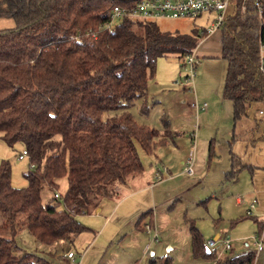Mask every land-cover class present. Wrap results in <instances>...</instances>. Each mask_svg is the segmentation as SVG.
I'll use <instances>...</instances> for the list:
<instances>
[{
  "label": "trees",
  "instance_id": "1",
  "mask_svg": "<svg viewBox=\"0 0 264 264\" xmlns=\"http://www.w3.org/2000/svg\"><path fill=\"white\" fill-rule=\"evenodd\" d=\"M137 1L0 0V17L14 22L0 29V139L10 148L21 143L29 163L26 186L14 187L8 160H0V264H50L19 250L15 238L21 227L46 245L72 244L86 228L77 216L117 197L116 187L142 172L138 148L149 154L177 136L165 115L154 127L137 122L129 109L141 99L140 112L148 113L147 83L157 58H183L204 28L168 32L154 21L123 19L107 30L113 6L131 8ZM218 36L219 58L226 62L221 97L231 104L232 121L223 182H233L240 170L253 169L230 146L240 139L235 127L251 106L264 103L259 68L264 2L258 14L253 0H231ZM62 177L66 188L59 194ZM44 187L53 190L45 201ZM143 215L135 219L138 229L145 225ZM188 236L194 257L214 258L192 222ZM254 259L253 251L229 250L213 264H254ZM148 264H170V257L151 258Z\"/></svg>",
  "mask_w": 264,
  "mask_h": 264
},
{
  "label": "rangeland",
  "instance_id": "2",
  "mask_svg": "<svg viewBox=\"0 0 264 264\" xmlns=\"http://www.w3.org/2000/svg\"><path fill=\"white\" fill-rule=\"evenodd\" d=\"M215 16V12H204L198 17L157 18L154 22L162 31L189 33L192 28H207ZM12 26L14 22L11 19L0 17V29ZM195 49L197 62L193 78L184 80L183 76L187 73L182 69L183 58L160 56L156 60L155 74L148 80L149 84L152 81L156 84L147 89V93L153 95L145 98L148 113L141 114V99L129 109L137 122L154 127L160 126L159 116L164 110L170 120V128L178 134L175 144L157 145L150 154L138 148L144 169L140 179H135L126 188L121 187L122 196L121 192L118 197L103 199L118 203L108 200L101 207V215H95L93 211L91 214H79L77 219L86 228L72 244L65 240L43 244L21 227L15 238L20 251L41 255L50 264H148L151 258L164 257L165 254L170 256V264H206L205 257H194L190 252V222L200 232L202 242L215 234L227 237L232 254L242 249L254 252L250 236L258 235L264 242V196L256 199V205H260L261 209L253 212L251 217L245 214V202L240 205L235 203V196L247 199L246 189L254 180L255 173L264 172L254 169L257 166L264 168V118L257 114V104L252 105L249 116L235 127L241 139L232 141V151L243 161H250L254 170L242 169L236 183L221 184L224 171L221 167L227 164L225 141L229 139L232 127L231 104L221 98L226 62L210 58V55H218L220 51L217 33L205 43H197ZM184 86L191 88L192 92L187 94L191 89L184 91ZM184 99L186 102L192 100L188 102L191 108L185 106ZM192 102H205L207 107L196 114L195 108L190 105ZM194 122L198 123V127L193 129ZM255 122L258 126L252 136V131L247 128ZM251 138H255L254 148L248 141ZM192 144L195 147L193 157L196 164L193 162V169L196 174L193 171L192 175H187L180 163L189 154ZM171 146L173 150H170ZM22 150L21 143H15L10 148L0 139V160H8L10 183L14 187H24L27 183L23 173L29 168L28 158H17ZM57 182L56 192L61 194L66 188V179L62 177ZM52 194V189L44 187L42 200L51 198ZM140 214H144L146 224L142 230L134 231V221ZM258 223H262L261 229ZM148 241L151 249L144 257L140 248ZM244 243L247 245L244 246ZM239 246L244 248L239 250ZM67 250L73 253V260L66 257ZM255 257L254 264H264V247L255 252Z\"/></svg>",
  "mask_w": 264,
  "mask_h": 264
},
{
  "label": "built area",
  "instance_id": "3",
  "mask_svg": "<svg viewBox=\"0 0 264 264\" xmlns=\"http://www.w3.org/2000/svg\"><path fill=\"white\" fill-rule=\"evenodd\" d=\"M230 2L231 0H138L131 8L121 7L119 5L113 6L109 12V23L106 28L109 31L112 30L114 23L122 21L123 19L132 21H153L157 18L198 17L204 12H215V18H212L210 25L203 29L202 36H208L220 28L225 14L229 9ZM263 2L264 0H253V4L258 10V14H260V8ZM240 11H244V5L241 6ZM196 62L197 57L194 55L193 50L183 56L182 69L187 73L184 74L186 76L184 80L195 76L194 70ZM259 62L260 70L264 71V46L262 44H259ZM191 106L204 109L206 103L203 102L200 107L195 103H191ZM256 112L260 117L264 118V103L257 107ZM194 148V144H192L189 154L182 162L184 173L187 175L193 174ZM25 155L26 152L22 151L18 155V158L21 159ZM56 195L57 194H55V196ZM254 205L255 200L252 199L248 203V207L245 211L246 215L252 214ZM256 238L257 237L254 235L252 241L257 252L264 247V242L262 240H257ZM203 244L207 249L216 251V258L224 255L231 248L230 240L225 236H213L207 238ZM73 256L74 255L71 251L66 253V257L68 258H72Z\"/></svg>",
  "mask_w": 264,
  "mask_h": 264
},
{
  "label": "crops",
  "instance_id": "4",
  "mask_svg": "<svg viewBox=\"0 0 264 264\" xmlns=\"http://www.w3.org/2000/svg\"><path fill=\"white\" fill-rule=\"evenodd\" d=\"M154 21V20H153ZM199 30H201V29H199ZM217 33V35H218V30L217 31H215V32H213L212 34H210V35H208V36H202L201 37V39L199 40V42H198V44H200V43H205L209 38H213L214 36H215V34ZM219 37V36H218ZM212 42H214V40H212ZM196 48V47H195ZM194 48V49H195ZM193 49V50H194ZM219 53H220V51H219ZM219 53H218V55H216V54H214V55H210L211 57L210 58H219ZM195 54H196V49H195ZM194 54V55H195ZM198 55V54H197ZM196 56V55H195ZM197 57V56H196ZM180 74V73H179ZM178 74V75H179ZM155 82L154 81H152L150 84L149 83H147V89L148 88H150L151 86H154V85H156V84H154ZM188 89H191V88H189L188 86H184V88H183V90L184 91H188ZM192 92V89H191V91L190 92H187V94L189 93H191ZM149 95V96H148ZM146 96H147V98H151V97H153V95L152 94H146ZM190 97H191V95H190ZM146 98V97H145ZM222 98V97H221ZM223 99V98H222ZM184 101H185V99H184ZM192 100H190V101H185V106L187 107V108H191L190 106H189V103L188 102H191ZM193 103V102H192ZM198 103V102H197ZM197 103H195L198 107H200V105L203 103H201V104H197ZM205 103V102H204ZM191 105V104H190ZM206 107H207V103H206V106H205V108L204 109H206ZM257 107H258V105H257ZM256 107V108H257ZM193 108H195V107H193ZM163 109V108H162ZM204 109H199V108H195V110H196V114H197V112L198 111H203ZM208 111V110H207ZM161 115L159 116V118L162 116V115H165L166 116V118L168 119V117H167V115L165 114V112H164V110H162V112L160 113ZM168 121H169V126H170V120L168 119ZM196 122V121H195ZM193 123V129L194 128H197L198 127V123ZM257 126H258V123L257 122H255V125H250L247 129H249L250 131H252V136H253V131H255L256 129H257ZM172 130V129H171ZM174 131V130H173ZM176 132V131H175ZM177 136H178V134H177ZM177 136L175 137V139L177 138ZM230 137H231V130H230ZM230 137H229V139H230ZM175 139H170L169 141H167V142H170V143H172V144H175ZM228 139V140H229ZM241 139V138H240ZM240 139H238V140H240ZM228 140H226L225 141V144H226V158H225V160H226V167H225V165L224 166H222L221 167V170H224L223 172H222V174H221V178H220V182H221V184H223V185H229V184H234V183H236L237 182V180H238V175H237V178H236V180L235 181H233V182H223V174L229 169V160H228V157H229V155H228V150H229V147H228ZM246 140V139H245ZM249 142H250V144H251V146H253L252 148H254V145H255V138H251V139H249L248 140ZM247 141V142H248ZM166 142V143H167ZM165 144V143H164ZM160 145H162V144H160ZM157 146V145H156ZM232 144H231V146H230V149L232 150ZM155 148V146L153 147V149ZM198 148V147H197ZM153 149H152V151H153ZM170 150H173V147L171 146V148H170ZM233 152V151H232ZM234 154H235V152H233ZM150 154V153H149ZM241 159V158H240ZM242 160V159H241ZM142 161V160H141ZM243 161V160H242ZM244 163H246V164H250V165H252L253 166V164H251V162L250 161H243ZM143 163V162H142ZM180 164H182V162L180 163ZM196 164V158H195V161H194V165ZM256 164V163H255ZM255 166V165H254ZM254 169H258V170H264V168L263 167H259V166H257V167H254ZM253 169V170H254ZM144 170V169H143ZM142 170V172L144 173V171ZM248 170V169H247ZM193 171H194V169H193ZM248 171H252V170H248ZM142 172H140L139 174H137V175H135V176H132L131 178H129L128 179V181H127V183L126 184H124V185H122V186H117L116 187V191H117V193L119 194V193H121V196H122V194H123V191H121L122 190V188H126L132 181H135V179L137 180V179H140L139 178V176H141V174H142ZM195 172V171H194ZM195 174H196V172H195ZM239 174V173H238ZM255 178H254V180H252L251 181V183L249 184V186H247V189H246V192H248L246 195H247V199H243V198H241L240 196H235V203H236V205H240L241 203H243V202H245L246 203V208H245V211H246V209H247V207H248V203L252 200V199H254L255 200V205H254V208H253V210H252V213L253 212H258V211H260V209H261V206L260 205H256V203H257V198L258 197H260V196H264V172H256L255 173ZM250 177H252L251 175H250ZM122 187V188H121ZM244 195H245V193H243ZM251 194L252 195H254V196H257V197H254V196H251ZM118 197V196H117ZM109 201H115V200H110V199H108ZM108 200H104V201H102L101 203H100V205L97 207V208H95L94 209V211H93V214H95V215H101L103 212H102V209H101V207H102V205L104 204V203H106V202H108ZM118 200V199H117ZM120 200V199H119ZM116 203H118V201H115L113 204H116ZM255 209H256V211H255ZM255 213V214H256ZM91 214V213H90ZM251 216H253L252 214H251ZM250 215L249 216H247V217H251ZM256 217V216H255ZM254 217V218H255ZM257 218H255L254 220H256ZM104 220L106 221L107 220V216H105L104 217ZM135 222V221H134ZM146 224V223H145ZM145 226V225H144ZM133 230L134 231H137V230H142V229H138L137 227H135V225L133 224ZM218 236H220V237H222L223 235H220V234H215L214 235V237H218ZM254 236V235H253ZM253 236H250V237H248V238H250L251 239V244L254 246V244H253ZM257 236V240H261V238H260V236H258V235H256ZM78 237V235L75 237V239ZM74 239V240H75ZM73 240V241H74ZM154 242H156V241H154ZM73 243V242H72ZM150 242L148 241V242H146L143 246H141V248H140V252H141V255L142 256H146L147 254H148V252H149V250L151 249V246H150ZM230 245H231V242H230ZM247 245V243H244V246H246ZM232 247V246H231ZM242 248H244V247H241V246H239V250H241ZM254 249H255V246H254ZM230 250H231V248H230ZM260 250H262V248L260 249ZM260 250H258V251H260ZM68 251H70V250H67V252ZM210 251V250H209ZM245 251H250V250H248V249H242L241 250V252H245ZM257 251V252H258ZM238 252V251H237ZM241 252H239V253H241ZM255 252H256V250L254 251V255H255ZM226 254V253H225ZM152 255V254H151ZM153 255H156L155 253L153 254ZM214 255H215V257L213 258V259H211V260H209L208 258H206L205 259V262H206V264H213V260L214 259H216V256H217V254H216V251H214ZM161 256H163V255H160V256H157V257H161ZM165 256H169L168 254H165ZM170 257V256H169ZM68 258V257H67ZM186 258H188V255L186 254ZM256 258V257H255ZM68 259H71V260H73L74 259V256L72 257V258H68ZM254 262H255V259H254ZM93 263V262H92Z\"/></svg>",
  "mask_w": 264,
  "mask_h": 264
},
{
  "label": "water",
  "instance_id": "5",
  "mask_svg": "<svg viewBox=\"0 0 264 264\" xmlns=\"http://www.w3.org/2000/svg\"><path fill=\"white\" fill-rule=\"evenodd\" d=\"M205 252L208 253V252H209V249L206 248V249H205Z\"/></svg>",
  "mask_w": 264,
  "mask_h": 264
}]
</instances>
